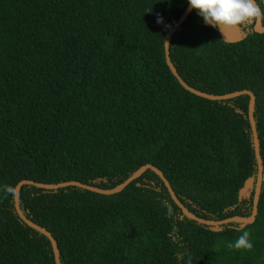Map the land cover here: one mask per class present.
Wrapping results in <instances>:
<instances>
[{"label": "trees", "instance_id": "16d2710c", "mask_svg": "<svg viewBox=\"0 0 264 264\" xmlns=\"http://www.w3.org/2000/svg\"><path fill=\"white\" fill-rule=\"evenodd\" d=\"M187 5L0 0V264H55L49 238L16 211L21 179L111 188L152 163L197 216L251 215L254 188L239 198L257 176L249 95L198 96L166 62ZM245 27L227 42L192 9L170 56L199 90L254 92L264 166V32ZM20 206L52 233L61 264H264V180L255 220L220 230L183 214L152 169L113 194L24 184ZM243 231L252 248L227 247Z\"/></svg>", "mask_w": 264, "mask_h": 264}, {"label": "water", "instance_id": "95a60500", "mask_svg": "<svg viewBox=\"0 0 264 264\" xmlns=\"http://www.w3.org/2000/svg\"><path fill=\"white\" fill-rule=\"evenodd\" d=\"M191 8L189 5L185 8V10L182 12V14L179 16V18L175 21V23L169 28V30L166 33L165 40H164V47H165V57H166V62L167 65L169 66L170 70L172 73L176 76L178 81L181 83V85L189 90L190 92L201 96L205 97L211 100H221V99H227L231 97H235L241 94H248L249 95V104H248V117L249 121L251 124V129H252V136H253V147H254V153L257 161V176H256V181H255V191H254V198H253V207H252V213L249 216H240V215H235L232 217H228L225 219L221 220H212V219H205L202 217L197 216L193 212H191L184 204L183 202L179 199L177 194L175 193L169 179L165 176L164 172L162 169H160L158 166L152 164V163H146L140 166L133 174H131L128 178H126L124 181L119 183L118 185L111 187V188H102L94 185H90L87 183H84L79 180H66L58 183H46V182H40L36 181L33 179H21L15 186L14 190V199H15V207L18 215L20 218L29 226L39 230L43 234H45L49 240L51 241L53 252H54V259H55V264H61L60 260V254H59V248H58V243L56 239L53 237L52 233L45 227L35 223L31 219H29L24 212L21 209L20 206V190L22 185L24 184H31L35 185L41 188H46V189H56L59 187H64L68 185H76L80 186L95 192L103 193V194H113L122 191L131 181L142 175L147 169H152L156 174H158L161 179L164 181L166 187L169 190V193L172 197V199L175 201V203L182 209L183 214H185L187 217L196 220L200 223L210 225L213 229L215 230H220L221 226L224 223H228L231 221L239 222L241 226H244L248 223H252L258 213V203H259V198H260V192H261V186H262V181L264 180V166H263V159L261 156L260 152V141H259V135H258V130L256 127V121L254 118V109H255V102H256V96L253 91L250 89H240V90H235L223 94H214V93H208L202 90H199L191 85H189L179 74L177 68L175 67L173 61L171 60L170 56V40L172 35L174 34L175 30L181 25V23L186 19L188 14L191 12ZM254 30L256 32L262 33L264 32V24L262 23L261 20H255L254 24ZM222 32V33H221ZM220 32L222 38L227 41V42H237L240 41L246 34L242 31L241 27L236 28V29H229L225 28L222 29ZM254 186V177H249L245 183L244 186L240 189L239 192V198H242L245 194L249 193V190Z\"/></svg>", "mask_w": 264, "mask_h": 264}, {"label": "clouds", "instance_id": "9594fccd", "mask_svg": "<svg viewBox=\"0 0 264 264\" xmlns=\"http://www.w3.org/2000/svg\"><path fill=\"white\" fill-rule=\"evenodd\" d=\"M187 4L196 11L205 24L214 27L219 32L225 28H240L249 21L264 19V0H187ZM157 23H163L161 17H157ZM255 181L254 178L252 187L254 191ZM167 214H172L171 207L167 209ZM252 246L247 231L241 232L227 244V247L233 249H251Z\"/></svg>", "mask_w": 264, "mask_h": 264}, {"label": "flooded vegetation", "instance_id": "af4514ba", "mask_svg": "<svg viewBox=\"0 0 264 264\" xmlns=\"http://www.w3.org/2000/svg\"><path fill=\"white\" fill-rule=\"evenodd\" d=\"M262 23L264 24V21H263V19H262ZM247 24H250V25H252L253 27H254V24H255V20H253V21H249ZM246 26V24L245 25H243V26H241V29H242V31L246 34V32H247V30H248V28L247 27H245Z\"/></svg>", "mask_w": 264, "mask_h": 264}]
</instances>
